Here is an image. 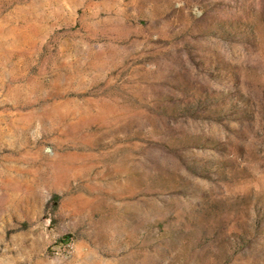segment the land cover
<instances>
[{"label": "rangeland", "instance_id": "rangeland-1", "mask_svg": "<svg viewBox=\"0 0 264 264\" xmlns=\"http://www.w3.org/2000/svg\"><path fill=\"white\" fill-rule=\"evenodd\" d=\"M0 264H264V0H0Z\"/></svg>", "mask_w": 264, "mask_h": 264}]
</instances>
